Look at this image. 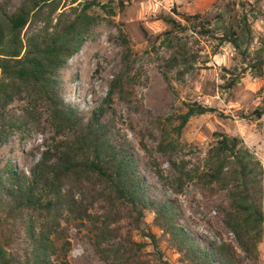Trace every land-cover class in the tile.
I'll return each instance as SVG.
<instances>
[{
	"label": "rangeland",
	"instance_id": "374dc122",
	"mask_svg": "<svg viewBox=\"0 0 264 264\" xmlns=\"http://www.w3.org/2000/svg\"><path fill=\"white\" fill-rule=\"evenodd\" d=\"M27 1L0 0V9L12 12ZM85 3L92 4L85 13L95 21L59 71L62 100L76 108L84 121L104 98L111 80L120 76L121 91L113 94L101 122L110 140L131 154L145 197L171 201L177 209L176 222L193 238L229 243L243 264H252L243 258L217 211L226 203V192L210 194L185 176L177 180L170 162L185 171L201 169L213 144L211 134L220 131L240 138L264 166V0H53L43 7L40 20H31L21 29L22 41L44 27L47 32L62 27ZM194 13L208 19L210 33L199 35L198 27H191L198 20L189 24L180 17ZM161 16L184 28H172ZM228 27L237 33L238 48L217 39ZM192 103L213 111L191 116L175 136L176 116ZM23 106V101L15 100L8 110L20 115ZM254 109L262 110L259 118L249 116ZM44 117L42 113L36 122L20 124L0 144V169L14 167L28 174L41 151L63 139L45 124ZM167 141L173 142V149L160 152L158 144ZM67 186L79 191L74 193L76 201L82 198L79 211L102 217L115 229L114 241L134 263L186 264L171 235L152 221L151 211H142L136 218V207L108 200L112 192L93 177L67 181L63 188ZM0 203L2 218L5 207ZM75 214L62 209L58 215L54 240L57 246L67 242L66 264H116L94 253L89 242L93 227ZM2 223L5 234V227L12 231L6 235V249L22 258L30 249L22 227H11L7 220ZM127 239L142 247L130 250ZM256 249L255 264H264V238Z\"/></svg>",
	"mask_w": 264,
	"mask_h": 264
},
{
	"label": "trees",
	"instance_id": "16d2710c",
	"mask_svg": "<svg viewBox=\"0 0 264 264\" xmlns=\"http://www.w3.org/2000/svg\"><path fill=\"white\" fill-rule=\"evenodd\" d=\"M52 1L28 0L25 6L21 5L12 12L0 9V144L5 143L20 124L36 122L42 113L45 114V124L53 129L54 134L63 136L62 140L41 151L28 174L20 173L14 167L0 169V201L5 207L0 227H3L4 220L9 221L7 225L11 227L21 226L30 243L29 251L21 258L6 249V235L12 234L11 228L5 227L8 234L0 228V264H66L67 242L57 246L54 240L62 209L69 213L76 211L77 219L90 221L93 232L89 242L101 259L116 264H138L114 241L115 229L104 218L90 215L85 209L79 211L77 205H81L82 198L74 199V193L79 191L72 186L63 188L67 181L77 183L82 176L104 183L112 192L108 200H122L136 207V218L142 216V211H151L152 221L171 235L174 249L186 264H243L229 243L193 238L176 222L177 209L171 201L145 197L131 154L110 140L101 122L113 94L121 91L120 76L111 80L104 98L90 110L84 121L76 108L62 100L59 71L78 51L84 33L95 18L85 13V9L92 5L85 3L62 27L48 32L44 27L22 41L21 29L31 20H40L43 7L51 5ZM53 9L51 7L50 11ZM171 12L178 15L174 10ZM180 17L189 24L191 20H198L191 27H198L196 32L199 35L210 33L208 19L200 14ZM161 19L174 29L184 28L171 17L161 16ZM217 39L219 43L227 42L234 48L239 46L237 33L230 27ZM121 40L126 43L124 38ZM15 100L24 102L20 115L8 110V105ZM212 111V108L200 104H187L185 111L176 116L175 136L180 134L191 116ZM261 114L262 110L254 109L249 116L256 119ZM211 135L213 144L205 152L201 169L185 171L183 166L174 162H170L171 167L177 180L185 176L210 194L226 192V203L217 211L243 252V258L255 264L256 245L264 238V166L240 138L220 131ZM172 144V141L158 144L159 151L164 153L166 148L173 149ZM126 242L130 250L142 247V243L130 239Z\"/></svg>",
	"mask_w": 264,
	"mask_h": 264
}]
</instances>
